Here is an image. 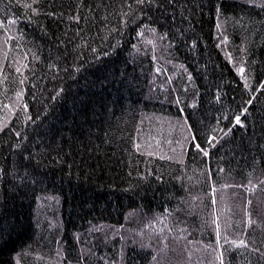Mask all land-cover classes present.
I'll return each instance as SVG.
<instances>
[{
	"label": "trees",
	"instance_id": "16d2710c",
	"mask_svg": "<svg viewBox=\"0 0 264 264\" xmlns=\"http://www.w3.org/2000/svg\"><path fill=\"white\" fill-rule=\"evenodd\" d=\"M78 2L37 0L40 11L32 13L0 0V120L11 111L5 104L15 109L0 132V162L10 167L20 158L4 154V141L34 150L30 166L17 165V180L0 176V264H77L81 256L80 264H219L214 250L224 252L225 264H264L250 251L264 253L261 0H175L155 32L124 28L120 0L103 28L98 18L69 20ZM98 2L84 0L80 14ZM110 26L118 31L105 39ZM77 28L96 53L81 44L79 71L48 68L72 62L63 53L80 44L72 41ZM225 234L249 247H229Z\"/></svg>",
	"mask_w": 264,
	"mask_h": 264
},
{
	"label": "snow or ice",
	"instance_id": "6c2138e0",
	"mask_svg": "<svg viewBox=\"0 0 264 264\" xmlns=\"http://www.w3.org/2000/svg\"><path fill=\"white\" fill-rule=\"evenodd\" d=\"M248 2L250 4H253L255 6L256 4V0H248ZM17 6H22L25 9H27L28 11L32 12V13H36L38 11H40L39 6L34 7V4H37V0H23V3H21V0H16ZM113 3V0H100V2L98 3H94V4H88L87 5V12L82 16L80 14L81 8H83L84 5V0H79V2L76 5V10L74 13L70 14L68 16L69 20L72 21H83L85 23H87L90 19L92 20V23L95 24L97 21V18L99 19V27L103 28L104 27V23L105 21H107L108 16L112 15L113 13L116 12V8H112V11H109V8L111 7V4ZM117 7L120 9V11L117 13V15H119L120 17V23L124 25V28H127L129 26H139L141 28H148L151 31L155 32L156 28L153 27V25L156 24H161V26H164L162 23V18L164 16V13L167 12L169 10V8H171L173 10V12H175L176 9V5H175V0H120V3L117 5ZM260 7H264V0H261L260 2ZM103 10L105 15L102 17H97V13ZM216 11L217 13H220L221 8H220V4L218 3L216 5ZM89 13L93 14L92 16H89ZM48 15H52L55 16L56 13H48ZM143 16L146 20L151 19V22L148 24H140V17ZM29 20H32L31 16L26 17ZM172 19H175V15H173ZM13 23V20L10 18L8 20V24L11 25ZM220 25L217 24V27H219ZM119 30H123V29H119ZM9 31L8 28H5V32L7 33ZM106 35H105V39L107 38L108 35H110L111 32H117L118 29L116 26H110V28H106L104 29ZM93 33H91V31L89 30L87 35H92ZM169 35V33L167 31L163 32V36L167 37ZM65 36H67V33L65 32ZM10 39V37H5L4 43L7 44L8 40ZM76 39L80 40V44H73V48L71 51H66L63 53L64 56V60L65 62L68 61V58L71 57L72 58V62L68 63V66L64 69H60L57 64L52 63L51 61L48 63V68H56L57 72L63 71L65 74H68L69 72H71L72 70L75 71H79L81 68H83V64H79L77 63V61L80 59V54L78 52V49L80 48V45H84L85 47H87L93 54L96 53L97 49L95 47H92V41L88 40L86 38L84 29L81 28H77L75 30V35L72 37V41H75ZM72 41H68V43H72ZM61 44H64L65 41L61 40L60 41ZM173 43H175V40H173ZM195 43V42H193ZM133 47L135 48V45H133ZM101 55H107V52L101 51L100 53ZM24 55H28V53H25ZM97 57H95V55L93 56V59H96ZM19 60V63L22 64L24 67H28V65L24 62L23 59L21 58H17ZM35 59H39V57H35ZM58 59V58H57ZM21 67H17L16 71L17 72H21ZM157 71H159V69H157ZM237 71L240 73H244L245 69L243 66H240L237 68ZM189 76H191V74L189 73ZM53 79H55V77H53ZM24 79H21L19 81V83L22 85L24 84ZM261 87L264 88V81L260 82ZM245 88L248 87L247 84L244 85ZM65 89L64 88H56L53 90V95L51 96V99L55 100L58 97H60L63 93H64ZM257 91H259V89H257ZM24 94V90L21 88L19 90L16 91L15 96L17 98V101H20L23 97ZM253 103L252 99H249L246 101V104L251 105ZM4 108H8L11 111L7 114L4 115L3 119L0 120V132H4L6 131V125H5V121H7L8 119L11 118V114L12 112L15 110L13 108L12 105L9 104H5L3 106ZM16 107H19V103H17ZM23 107L25 109L28 108L27 104H24ZM245 112L248 111L247 108L244 109ZM227 118V117H226ZM29 120H31V116L28 117ZM235 122L237 124H241V118L239 114H235L234 116ZM231 129H229L230 131ZM11 131H15L14 129ZM17 136L21 135V133L16 132L15 133ZM191 139L193 140V142L195 143V147L196 149L203 153L205 156L208 155V151L207 149L203 148L201 143L196 142V137L192 136ZM208 141H213L214 137L212 135H209L207 137ZM3 143H9V149L4 152L5 155H10L13 157H20L19 159H14L12 161L11 166L9 167V165L7 164V162H0V176L3 177H7L9 175L12 176L13 180H17L18 176L17 173L19 172V168L17 167V165H21L23 164L25 161H27V164L30 166L31 165V161L33 159V149L30 148L29 145H24L23 147L21 146V144L19 142H15V143H10L9 141H4ZM135 147L137 148V151L140 150V146L139 145H135ZM11 149H20L19 153L16 152H12ZM262 181H264V177L261 178ZM249 191H251L253 188L256 187V185H253L251 181H249ZM243 187V186H242ZM12 191L15 190V185L12 186ZM167 211V209L165 210ZM161 219H163V216L160 217ZM248 223L251 224L253 223V221L251 220V218H249ZM226 227H231V225H226ZM247 227V225H245V228ZM169 231L171 232L172 229H169ZM221 240V232H220V225L216 224V241L219 242ZM225 244H228L229 247L235 246V245H241V246H245V247H249V242L247 239L245 238H240V239H236V240H231L230 242L228 241L226 234H225V239H224ZM227 249H225L226 251ZM251 252L254 253H259L261 258L264 259V253H260V249L259 248H250ZM19 255V254H17ZM61 255V250L57 251V257L59 258V256ZM121 256H123V249L121 250ZM213 257H214V261H219V264H225V258H224V252L220 251V252H216L214 250L213 252ZM85 257L81 256L79 260H77V264H80V262L82 260H84ZM153 261H156V257L153 256ZM16 264H20V261L17 259L16 260ZM68 264H72L71 261H68ZM112 264H116L115 261L112 262ZM209 264H213V262H209Z\"/></svg>",
	"mask_w": 264,
	"mask_h": 264
}]
</instances>
